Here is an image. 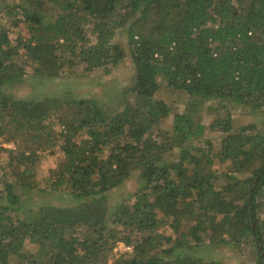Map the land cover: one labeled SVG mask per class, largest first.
I'll return each instance as SVG.
<instances>
[{"label": "trees", "instance_id": "trees-1", "mask_svg": "<svg viewBox=\"0 0 264 264\" xmlns=\"http://www.w3.org/2000/svg\"><path fill=\"white\" fill-rule=\"evenodd\" d=\"M0 12L14 26L0 15V137L18 144L0 145V264H106L119 240L132 251L113 264H204L188 250L205 237L253 241L264 264V126L232 112L264 109V0H13ZM127 56L133 84L117 108L14 95L26 77L105 76ZM163 80L189 98L171 127ZM207 101L208 126L194 115ZM46 152L62 153L52 178ZM136 171L134 202L108 222V193ZM43 182L75 203L31 214L10 185Z\"/></svg>", "mask_w": 264, "mask_h": 264}, {"label": "rangeland", "instance_id": "rangeland-1", "mask_svg": "<svg viewBox=\"0 0 264 264\" xmlns=\"http://www.w3.org/2000/svg\"><path fill=\"white\" fill-rule=\"evenodd\" d=\"M13 0L0 2V7L10 6ZM2 15V21L7 22V26L13 28L11 25L10 15ZM0 18V19H1ZM18 30V27H17ZM16 33H12L15 36ZM120 42H122L126 52L128 51V44L126 42V33L120 34ZM115 73L109 75H102L99 72L93 75L82 76L81 74H76L72 78H59V79H41L39 77H26L25 82L20 88L15 90V96H21L30 99H42L47 96H58L63 97L68 91L71 98L81 99V98H94L99 100L103 105L109 106L110 108H117L123 105L124 95L123 90L129 88L133 84V76L131 71V59L127 56L123 61H121L116 67ZM159 95L165 99L170 107V114L165 120V126L171 127L173 125L175 116L177 114H186L188 112V107H186L189 100L185 92H180L178 90L171 89L165 80L162 81V86ZM215 105L216 102L207 101L202 106L201 111L197 112L194 110V115L197 119L200 118L202 123L208 124L212 123L218 114L215 111L208 110L209 106ZM232 112L239 113L241 116L236 121V124H263L264 126V109L258 112H251L246 106L233 109ZM207 136H211L214 143L221 139L218 138L219 135L216 133H207ZM9 142H14L16 144L15 149H11L8 146ZM6 144V145H5ZM0 145L11 150H16L18 144L14 140H3L0 137ZM217 147V146H216ZM175 151V150H174ZM173 151V153H174ZM62 158V153L57 152L55 155L48 152L42 153L40 158V173L44 177H51L52 172L50 171L54 168L58 161ZM252 173L244 174V176H249ZM243 176V175H240ZM141 172H134L129 178H127L120 186L111 190L108 193V211L105 218L108 222L112 223L113 214L119 208L123 202L132 204L135 200V193L139 187L141 181ZM12 192L18 194L23 203L24 208L27 211H31L34 214L41 204L50 205H71L75 203L70 197L66 196L65 192H60L53 190L50 184L43 182L39 187L33 190L20 188L16 185H10ZM0 189L3 188V184L0 182ZM261 221L264 222V209L261 215ZM167 234H172L174 237L179 234L176 233L172 227L165 225L163 228ZM182 230V229H181ZM207 237L201 240L200 243L195 244L188 252L196 257H202L205 259L204 264H256L257 254L256 249L253 247V241L249 243H244L243 245L237 247L230 243H212ZM117 247L114 249L115 254L110 256L108 263L113 264L114 260L118 258L120 254L126 252L125 243L121 240L117 242ZM125 244V245H124ZM252 246V248H251ZM132 249V246H131Z\"/></svg>", "mask_w": 264, "mask_h": 264}, {"label": "built area", "instance_id": "built-area-1", "mask_svg": "<svg viewBox=\"0 0 264 264\" xmlns=\"http://www.w3.org/2000/svg\"><path fill=\"white\" fill-rule=\"evenodd\" d=\"M6 145V144H5ZM8 146L11 148V149H15L16 148V144L14 143V142H9L8 143ZM125 245V244H124ZM125 248H126V250H128V251H132V249H131V246H129V245H125ZM107 264V263H106ZM108 264H111V263H108Z\"/></svg>", "mask_w": 264, "mask_h": 264}, {"label": "water", "instance_id": "water-1", "mask_svg": "<svg viewBox=\"0 0 264 264\" xmlns=\"http://www.w3.org/2000/svg\"><path fill=\"white\" fill-rule=\"evenodd\" d=\"M251 216H253L252 213H251ZM252 225H253V222H252Z\"/></svg>", "mask_w": 264, "mask_h": 264}]
</instances>
